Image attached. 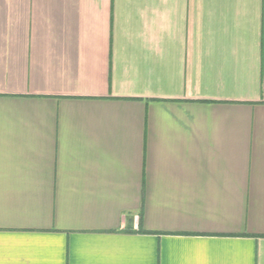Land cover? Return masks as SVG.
Wrapping results in <instances>:
<instances>
[{
	"label": "crops",
	"instance_id": "crops-1",
	"mask_svg": "<svg viewBox=\"0 0 264 264\" xmlns=\"http://www.w3.org/2000/svg\"><path fill=\"white\" fill-rule=\"evenodd\" d=\"M0 264H264V0H0Z\"/></svg>",
	"mask_w": 264,
	"mask_h": 264
}]
</instances>
